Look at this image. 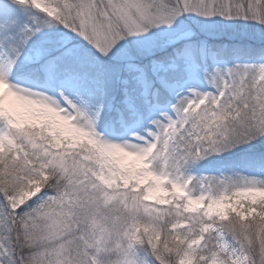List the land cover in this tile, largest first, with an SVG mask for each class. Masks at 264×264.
I'll return each mask as SVG.
<instances>
[{
	"label": "snow or ice",
	"instance_id": "6c2138e0",
	"mask_svg": "<svg viewBox=\"0 0 264 264\" xmlns=\"http://www.w3.org/2000/svg\"><path fill=\"white\" fill-rule=\"evenodd\" d=\"M0 264H264V0H0Z\"/></svg>",
	"mask_w": 264,
	"mask_h": 264
}]
</instances>
